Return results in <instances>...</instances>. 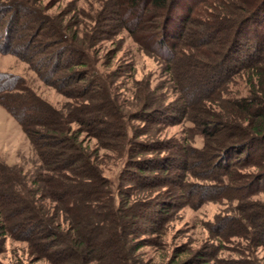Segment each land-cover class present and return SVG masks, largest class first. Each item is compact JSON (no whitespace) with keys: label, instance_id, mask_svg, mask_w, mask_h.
<instances>
[{"label":"rangeland","instance_id":"1","mask_svg":"<svg viewBox=\"0 0 264 264\" xmlns=\"http://www.w3.org/2000/svg\"><path fill=\"white\" fill-rule=\"evenodd\" d=\"M5 1L12 0H0L1 3ZM18 1L25 2L24 5L31 8L24 14L26 15L24 19L28 18L31 22L26 28L20 30L15 28L12 31L13 34L9 37L13 36L15 42L11 43L10 40L8 43H6L8 40L0 42V71L21 79L20 86L12 87L9 93L17 99V95L24 99L30 98L32 108H37L38 100L44 101L56 112L57 117L51 115L50 119L56 118L55 121H59L58 117L61 118L63 115L64 121L58 122L59 127L63 126L65 130L75 132L77 142L81 144L83 150L92 154L103 174L114 186L118 185L120 173L124 174L128 146H124L121 136L112 135L114 127L111 128L110 124H108L110 128L106 129L99 126L100 136H97L83 128L84 124L75 121L74 117H84L82 110L84 106L104 103L106 96L115 103L111 102L112 106L106 102L103 111L95 110L92 114L97 119L118 120L121 114L118 106H121L125 113L136 116L140 108L139 100L147 91L154 93V96H161L162 99L158 98L162 103L160 109L167 110L181 101L179 83L188 89L196 86L194 79L196 77H189L192 70L188 64L190 60L198 62V56L205 60L198 53L200 49L205 48L204 44H192L188 55H184V50L181 49V55L173 60L171 67L167 65L168 51L156 48L159 38H152L146 35V32L142 35L134 25L133 18L125 21L122 14L113 12L114 3H118V0ZM235 1L245 7L249 14L262 0ZM198 2L199 0L180 2L176 8L175 18L171 22L174 37L182 24L185 25L184 44L191 41L193 36H197L200 29L206 27L198 25L197 14L188 15L190 11L195 12ZM36 12H40L41 17ZM188 16L190 19L195 18L193 23L188 20ZM58 24L63 26L61 32H67L69 36L70 32H73L77 36L76 44L81 46L80 48L85 47V56L82 58L79 54L77 60L79 62L70 58V51L59 57L60 61L54 59L53 49L55 46H61V43L55 44L59 38V32L56 31ZM188 25L189 28H186ZM33 26L36 28L35 32ZM190 29L197 31V34L194 32L189 34ZM0 35H6L4 25L1 23ZM8 35L9 33L7 37ZM44 40L49 41L46 46L42 43ZM58 51L60 50L55 52L58 54ZM57 63L59 67L52 75L50 69L55 68ZM177 75L180 80L177 79ZM96 77L97 82L94 81ZM246 77L244 71H240L214 96L199 102L198 97H193L196 105L190 111L178 113L176 109H172L175 114L172 120L159 118L158 114L153 115L154 121L150 124H145L140 119L129 121V128L131 126L133 129L131 133L137 134L141 128L148 130L147 135L139 136L137 139L160 140L165 144V147L149 155L144 153V156L160 159L172 154L180 158L182 153L180 149L177 151V147L187 145L195 148L194 151H189L190 161L198 163L201 161L200 156L203 155L198 153V150L209 153L216 151L217 148L223 149L227 144L233 143V140L244 139L245 136L236 131L234 126L241 122L246 124V121L243 114L235 109L233 102L250 97V84ZM15 81L13 85H18L19 81ZM93 82L96 84L92 85ZM103 85L106 87V94L100 90ZM13 104L14 109L23 113L22 117L26 113L24 119L35 113L19 103ZM154 107L147 108V113L155 114ZM210 109L221 117L211 120L208 125L201 124L204 113ZM40 119L34 117L33 121L27 120L22 124L14 114L0 105V161L12 171H6L8 174L0 173V203L7 201L8 198L4 194L13 188H19L21 192L22 189L26 192L31 189L38 192L36 200L48 203L44 195L42 196L44 192L46 193L44 182L34 181L40 179L42 175H54L50 167L58 165L48 151L58 149L61 145H51L52 130L41 124ZM28 130L32 132L29 133ZM212 130L216 132L211 134ZM56 132L63 136L60 128ZM118 132L116 129L115 134ZM249 144L253 148L247 150L251 153L247 161L241 163L235 160L239 152L234 154L233 160L229 157L230 167L224 181L227 186L224 188L214 182L215 180H208L206 175L204 178L201 177L203 175L199 172V166L195 168L198 171H194L193 165L187 171L184 170L186 174L182 179V187L186 189L181 188V191L180 188H176L175 197H171L174 203H177V207L169 213L171 218L165 225L164 233L160 235L148 233L138 238L146 243L136 252L140 260L149 264H173L188 259H192L195 264H198V261H203V264H264V246H253L247 238L249 233L243 235L246 230L252 229L249 228L251 225L245 218V213L249 216L257 215L256 219L264 216V142L256 139ZM205 168L213 171L212 165L208 162ZM173 169L170 171L169 179L174 176L177 168ZM180 170L178 172L182 174L183 171ZM261 176L263 178L260 180ZM130 179L132 176L126 181L123 180L127 184L126 187L135 184ZM160 189L161 198L168 200L170 197L166 196L167 188ZM122 191L125 193L119 197L125 199L128 191L126 189ZM130 192L128 197L131 199L138 195H136L138 189ZM25 195L27 198V194ZM13 206L8 205L3 214L0 208V262L51 264L44 257L34 253L28 241L10 234V226L4 214L7 215L13 210ZM217 221L220 225L214 226ZM198 251L203 253V256H200L201 260H198ZM191 253L192 255L194 253L192 258Z\"/></svg>","mask_w":264,"mask_h":264},{"label":"trees","instance_id":"2","mask_svg":"<svg viewBox=\"0 0 264 264\" xmlns=\"http://www.w3.org/2000/svg\"><path fill=\"white\" fill-rule=\"evenodd\" d=\"M184 1L120 0L119 2L118 0V3H114L113 12L122 14L125 21L133 18L134 25L142 35H144L143 32H146V35L152 38H159L156 48L168 51L169 64L167 65L171 67L173 60L181 55V49L184 50V55H188L192 44H204L205 47L198 52L205 60L198 56V62L190 60L188 64L192 70L189 77H196L194 78L196 86L188 89L183 85L180 86L179 83L178 91L181 101L168 107L167 110H165L166 108L163 111L160 109L162 103L158 101V98L162 99L161 96H154V93L147 91L145 96L140 99L141 101L139 100L140 108L136 116L128 112L125 113L123 108L118 106L121 109L118 120L97 119L92 114L95 110L103 111L106 102L115 103L114 100L106 96L104 103L84 106L82 108L84 117H74L75 121L84 124L83 128L92 131L97 136H100L99 126L106 129L110 128L108 126L110 124L111 128L114 127L112 135L121 136L122 143H125L124 146H128L124 174L120 173L116 186L103 174L97 164V159L83 150L81 144L77 142L76 133L65 130L63 126L59 127L58 122L63 123L64 121L63 115L61 118L58 117L59 121H55L56 118L50 119L51 115L56 116L55 110H51L44 101L38 100L37 108H32L30 98L24 99L20 95H17L18 99L15 98L9 91L12 87H19L21 79L0 71V105L14 114L22 124L27 120L33 121L34 117H40L41 124L52 130L51 145H61L58 149L48 151L50 157L55 159L58 165L50 167L54 175H42L40 179L34 181L44 182L46 193L41 192V194L43 193L42 196L44 195V198L48 200L47 204L40 202V199H35L38 192L31 189L27 192L22 189L23 192H21L19 188L5 192L4 196H7L8 199L4 200V203H0L1 214L6 212L8 205H14L13 210L9 211L7 215L4 214L7 216L6 221L10 226V234L28 241L33 252L44 257L51 264H149L136 256L137 250L146 244L143 239L138 238L148 233L157 235L164 233L165 225L171 218L169 213L177 207V203H174L171 197H175L176 188L186 189L182 187V179L186 174L184 170L187 171L193 165L194 171H198L195 168L199 166V172L203 175L201 177L204 178L206 175L208 180H215L214 182L224 188L227 186L224 181L230 167L229 157L233 160L234 154L239 152V156L235 160L241 163L245 162L251 157V153L247 150L253 148L249 142L256 139L264 142V0L249 14L245 7L235 0H199L195 12L190 11L188 15L197 14L198 25L206 27L199 30L200 34H197V31L194 32V29H190L188 33L194 32L197 36H193L194 38L192 37V40L187 44H184L186 41H184L183 35L185 25L182 24L178 32H175V37L171 27L176 8L180 2ZM24 3L18 0L0 2V23L4 25L6 34L0 35V42L5 40H8L6 43L9 40L11 43L15 42L13 36L9 37L13 34L12 31L15 28L20 30L29 26L31 20L29 22L28 18L24 19L26 16L24 14L27 13V9L31 10V8L25 6ZM36 14L39 17L42 15L40 12H36ZM188 18L192 23L195 20V18L190 19L189 16ZM17 25L18 27H16ZM32 28L35 32V26ZM186 28H189V25ZM60 29H63V26L58 24L56 31L59 32V38L55 44L61 43V46H55L53 49L54 59H59L67 51H70V58L79 62L77 61L79 54L82 58L85 56V47L80 48L81 46L76 44V34L69 31V36L67 32H61ZM47 42L49 41L47 40ZM47 42L44 40L42 43L46 46ZM185 45H187L185 48H181ZM56 50H60L58 54L55 52ZM9 52L12 53L11 50ZM54 67L52 70L50 69L52 75L58 69L59 63ZM240 71H244L247 76L246 79L250 84V97L233 102L235 109L243 114V119L246 121V124L241 122L234 127L236 131L245 136L244 139L233 140V143L227 144L223 149L217 148L216 151L209 153L198 150V153L203 154L198 163L190 161L189 151H194L195 148L187 145L177 147V151L180 149L182 153L180 158L172 154L160 159L144 156V153L149 155L151 152L165 147V144L160 140L137 139L139 136L147 135L148 130L141 128L137 134L131 133L133 129L131 126L129 128V121L140 119L145 124H150L154 121L153 115L158 114L159 118L172 120L175 116L172 109H176L178 113L190 111L196 105L193 97H198L199 102L214 96L227 82L231 81L234 74ZM177 76V79L180 80L179 75ZM97 79L96 77L94 81L97 82ZM15 80L19 81L18 85H13ZM94 84L96 83L93 82L92 85ZM146 86L148 85L146 84ZM105 88L103 85L100 90L103 93L105 91L106 94ZM13 103H19L27 109H32L35 113L24 119L26 113L24 112L22 117L23 113L14 109ZM150 106H155L153 109L155 114L147 113V108ZM220 117L221 115L214 113L211 109L207 110L201 124L208 125L211 120ZM59 128L63 136H59L60 133L56 132ZM116 129L119 130L117 134H115ZM30 131L32 132V130ZM30 131L29 133H31ZM215 132L216 130H212L211 134ZM246 151L247 153L241 157ZM46 157L47 154L44 155V160ZM207 162L212 165V172L205 168ZM232 162L231 164H233ZM173 167L177 169L174 176L169 179L170 171L174 170ZM178 170L183 173L180 174ZM6 171L12 172L0 161V173L8 174ZM130 176H132L130 180L135 184L126 187L127 184L123 180L126 181ZM262 178L263 176L260 177V180ZM161 187L167 188L166 196L170 197H167L168 200L161 198L159 194ZM132 188L138 189L136 193L138 195L134 199L128 197ZM123 189H126L128 194L125 199H120L119 196L125 193L122 191ZM156 192L157 194H155ZM25 194H27V198ZM245 218L249 220L251 225L249 228L252 229L246 230L243 235L246 236L249 233L247 238L253 246H264V216L256 219L257 215L249 216L245 213ZM218 223L217 221L214 226L220 225ZM240 230L243 231L242 227ZM243 235L241 236L243 237ZM202 254V251H198V260L202 259L200 257L203 256ZM193 255L191 253L190 257L192 258ZM203 263V261H198V264ZM0 264L2 263L0 262ZM173 264L195 263L192 259H188L185 262Z\"/></svg>","mask_w":264,"mask_h":264}]
</instances>
